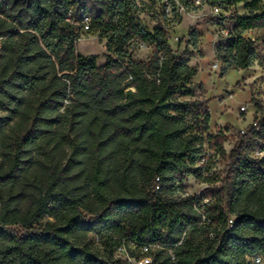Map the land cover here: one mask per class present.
<instances>
[{"label": "trees", "instance_id": "1", "mask_svg": "<svg viewBox=\"0 0 264 264\" xmlns=\"http://www.w3.org/2000/svg\"><path fill=\"white\" fill-rule=\"evenodd\" d=\"M168 3L176 21L177 4L219 10L204 21L225 34L223 71L258 59L262 0ZM159 4L0 0V264H123V241L158 244L151 264L264 261V159L248 154L264 145V115L226 152L229 136L210 132L190 81L195 54L172 48ZM82 34L105 41L104 64L77 52ZM139 46L147 59L132 57ZM215 158L221 177L210 174ZM188 177L206 184L200 196L183 195Z\"/></svg>", "mask_w": 264, "mask_h": 264}, {"label": "rangeland", "instance_id": "2", "mask_svg": "<svg viewBox=\"0 0 264 264\" xmlns=\"http://www.w3.org/2000/svg\"><path fill=\"white\" fill-rule=\"evenodd\" d=\"M159 4L158 12L161 20L165 14L168 20L173 21L170 34L177 37L178 41L172 42L173 49L182 53L184 49L193 51L195 56L189 60V65L194 69L190 78L198 98L207 100L208 113L210 115V132L212 134L222 131L229 139L224 143L228 152L234 145L237 134L245 128L252 120L264 115V47H257L258 59L246 71L229 69L223 71L222 61L216 57V48L223 43L225 34L219 28L204 21L209 10L201 7L192 11H181L179 20L173 16V7ZM264 8V0H262ZM177 8V5L175 6ZM236 13H245L243 4L236 6ZM141 20L150 27L152 22L144 14H140ZM154 23V22H153ZM232 22L226 23V28L231 30ZM258 32L247 33L246 36L255 37ZM77 52L88 57H95L97 65L105 63L108 53L105 41L94 36L83 34L82 40L77 44ZM150 54L147 46L135 47L132 57L145 60ZM217 63L218 69H213ZM244 107L245 111L241 108ZM225 161L215 158L210 174L221 177L225 167ZM185 191L188 194L200 196L206 187L205 183L188 177L184 182Z\"/></svg>", "mask_w": 264, "mask_h": 264}, {"label": "built area", "instance_id": "3", "mask_svg": "<svg viewBox=\"0 0 264 264\" xmlns=\"http://www.w3.org/2000/svg\"><path fill=\"white\" fill-rule=\"evenodd\" d=\"M160 4L164 3L162 5L167 6L169 5L168 0H159ZM201 4V0H194V5L199 6ZM177 12L180 9L181 11H184V9L177 4ZM155 13L157 14V10L152 11L147 13L146 18H148L153 26L155 23L152 20V18L155 16ZM219 13L218 9L212 8L209 9L208 14L216 15ZM179 14V13H178ZM180 15V14H179ZM173 25V24H172ZM89 28V19L84 18L83 19V32L87 31ZM170 29V28H169ZM83 38V34L80 35L76 39V43L78 44ZM169 43L172 42H177L178 38L173 37L170 34L169 30V37H168ZM213 69H218V64L215 63L213 65ZM242 111H245V108H241ZM249 127L250 130H253L254 132L258 133L262 129V122L259 121V118L256 120H252L245 128L241 129L239 133L241 134H246V128ZM249 157L253 160H262L264 159V145L263 144H258L248 151ZM207 161V158L203 157L200 162L199 166H203ZM203 170V169H202ZM158 189V187H156ZM183 195H188V193H184ZM204 220V218H203ZM229 225H232V220H229ZM158 244H142V245H137L134 242L131 241H123L117 248H116V255L123 261V264H151L152 262V252L156 249H158ZM172 259L173 256H172ZM248 264H264L263 258L260 255H253L247 258Z\"/></svg>", "mask_w": 264, "mask_h": 264}, {"label": "crops", "instance_id": "4", "mask_svg": "<svg viewBox=\"0 0 264 264\" xmlns=\"http://www.w3.org/2000/svg\"><path fill=\"white\" fill-rule=\"evenodd\" d=\"M206 100V99H205Z\"/></svg>", "mask_w": 264, "mask_h": 264}]
</instances>
